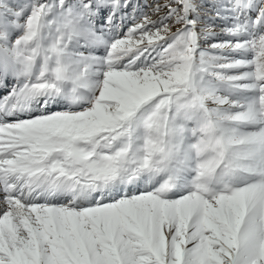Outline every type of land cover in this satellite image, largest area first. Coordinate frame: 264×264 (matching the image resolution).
Masks as SVG:
<instances>
[{"label":"snow or ice","instance_id":"1","mask_svg":"<svg viewBox=\"0 0 264 264\" xmlns=\"http://www.w3.org/2000/svg\"><path fill=\"white\" fill-rule=\"evenodd\" d=\"M0 264H264V0H0Z\"/></svg>","mask_w":264,"mask_h":264}]
</instances>
